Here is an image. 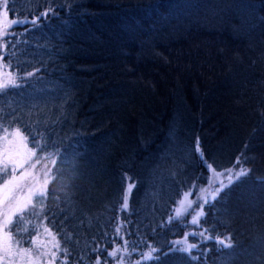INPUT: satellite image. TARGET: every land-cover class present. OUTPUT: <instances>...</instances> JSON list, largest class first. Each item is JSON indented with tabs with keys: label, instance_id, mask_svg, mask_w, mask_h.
I'll return each instance as SVG.
<instances>
[{
	"label": "trees",
	"instance_id": "1",
	"mask_svg": "<svg viewBox=\"0 0 264 264\" xmlns=\"http://www.w3.org/2000/svg\"><path fill=\"white\" fill-rule=\"evenodd\" d=\"M7 9L0 70L20 86L0 89V134L47 143L34 150L55 164L30 228L50 229L63 264L97 255L112 264L93 249L121 243L158 249L138 264H264V0H7ZM197 140L215 171L237 160L249 169L204 207L210 240L174 219L182 194L207 181ZM192 242L191 254L171 250Z\"/></svg>",
	"mask_w": 264,
	"mask_h": 264
},
{
	"label": "rangeland",
	"instance_id": "2",
	"mask_svg": "<svg viewBox=\"0 0 264 264\" xmlns=\"http://www.w3.org/2000/svg\"><path fill=\"white\" fill-rule=\"evenodd\" d=\"M3 4L4 0H0V5ZM3 12L4 9L0 8V22H2L3 28L7 32L6 35L0 36V42L2 43L4 39L11 34V32L9 31L10 25L8 23V18H5L3 16ZM3 77L5 80H10L11 74L8 73L7 70H3V72L0 70V82H2ZM13 132H15V130H9L7 132L4 131L0 134V169L6 166L9 170H11L14 166H16L17 176H19L20 173H27V175L23 179H20L18 181L21 187L20 190L16 192L17 197L24 201L27 199L30 190L34 191L36 189H39L40 191H44L46 193L51 178L50 168L52 167V158L47 155H38L36 151L29 146V144L27 143V139L21 132L20 136H13ZM5 137H7V139H5ZM21 137H23V139H21ZM199 148L201 150L200 145ZM31 151H35L36 155L32 156ZM201 152H198L200 156ZM37 157H41L39 163H36ZM21 163H23V167H19ZM33 164H35V167H32ZM241 170H243L247 174L239 175ZM207 171L208 175L206 183L195 184L200 188V191L198 193L196 191V188L192 186L188 191L182 194L175 207L174 219H180L191 223L190 221L193 215L192 209L196 208V204L194 203V201L197 196L201 198V202H203L204 199L212 200V195L217 188L222 187L224 191L232 183L246 177L249 174V169L245 165H243L241 161L239 163H236L233 168L227 171L217 172L215 171L213 166L211 168L207 167ZM229 176L232 177V180L228 179ZM237 176H239V179L236 178ZM6 178L7 177L4 176L3 172H0V199H3V196L5 194V190L2 188V181ZM45 181H47V183H45ZM127 181L128 186L130 184H133L130 183L129 177H127ZM133 188L134 186L132 187V190ZM223 191H221L219 195ZM186 193H191V195H186ZM218 196H216V198ZM32 199L33 204L29 205L28 209L24 213L13 216V223L9 225V228L5 229V231L12 230L13 239H18L21 241V244L18 246L30 247L33 249V261L36 260V254L38 252H45V255L41 256L39 264H63V261L59 255V250L52 247V237H49L48 234L43 231L45 225L42 223L38 226H33L30 228V220L37 211H40L44 198L33 196ZM189 205H191V208L189 207ZM5 211V206L3 204H0V224H2L3 222V213ZM20 216H23V220L20 219ZM17 226H19L20 229L18 232L14 231ZM34 238H38V243L42 246L38 247L37 245L32 244L31 240ZM218 238L219 240L226 241L225 237ZM25 242H28V246L23 244ZM116 248L121 249V251L117 253V256L115 258H112V264H138L145 260L154 259L158 253V249L153 244L148 245L145 250L140 252L127 249L123 245V243L117 245ZM153 248L156 249L155 252L152 251ZM52 252H56V258L54 260L50 256V253ZM0 256H3L2 252H0ZM10 264H19V258L12 257ZM25 264H27V258H25Z\"/></svg>",
	"mask_w": 264,
	"mask_h": 264
},
{
	"label": "snow or ice",
	"instance_id": "3",
	"mask_svg": "<svg viewBox=\"0 0 264 264\" xmlns=\"http://www.w3.org/2000/svg\"><path fill=\"white\" fill-rule=\"evenodd\" d=\"M0 8L4 9L3 12V16L5 18H7V14H8V9H7V0H4V4L0 5ZM49 11H51V9H49L48 11H45L43 13H40V16H47ZM39 20V16H37L35 19H32L31 21L27 20V19H23V20H15L13 19L11 21V24H27V23H31L32 25H37V21ZM7 32L6 30L3 28V24L2 22H0V36L6 35ZM6 47L5 44H0V48H4ZM0 59H2V57H0ZM33 73L29 72L28 75H32ZM9 86L11 87H19L20 85L14 80H10L9 84H5L3 82H0V89H6ZM3 131L7 132L8 129H3ZM13 136H20V132L17 129L15 132L12 133ZM5 139H7V137H5ZM21 139H23V137H21ZM40 138L39 137H34L33 138V149H39L41 152L46 151L47 149V143L45 144H41L39 142ZM194 152H201L200 148H199V142L197 140L195 146L192 149ZM31 155L35 156L36 153L35 151H31ZM51 155V154H50ZM41 157H37L36 163H39ZM201 159L204 163V165L208 168H211L212 165L209 164L207 161L203 160V153L201 152ZM240 161L237 160V163H239ZM53 164H55V160L52 161ZM19 167H23V163H21L19 165ZM32 167H35V164L32 165ZM0 172H3L4 176L7 177L6 179H4L2 181V188L5 190V194L3 196V199H0V204H3L6 208V211L3 213L4 215V219L2 224H0V252L3 253V256H0V264H10L11 262V258L12 257H17L19 258V264H25V258H27V264H39V260L41 258V256L45 255V252H38L36 254V260L33 261L32 257H33V249L30 247H22V246H18L21 244L20 240H14L13 239V235H12V230L9 231H5V229L9 228V225H11L13 223V216L20 214V213H24L27 209L29 205L33 204V196H38V197H42V198H46V193L44 191H40L39 189L36 190H30L27 196V199L22 201L20 198L17 197L16 192L18 190H20V184L18 183V181L20 179H23L27 173H20L19 176H17V167L14 166L11 170H9L6 166L2 169H0ZM247 173L244 172L243 170L240 171L239 175H246ZM237 179H239V176L236 177ZM229 180H232V177L229 176L228 177ZM45 183H47V181H45ZM134 186V184H130L127 190V193H123L122 192V208L120 209L121 211H126L129 207V197L131 195V190L132 187ZM194 188H196L197 193L200 191V188L196 185H193ZM223 191V188H217L215 190V192L212 195V200H208V199H204L203 202H201V198L199 196H197V198L195 199L194 203L196 204V208L192 209V218H191V223L195 224L197 226L198 229H201L199 231V233H197L196 231H193L191 233V235L196 236H203L205 240H210L213 239V237L211 235H205L206 232L209 231L208 228H201L200 225V217L204 215V206L208 205L209 211H213L215 209V205L212 203L213 200L216 199V196L219 195V193ZM186 195H191V193H186ZM189 207L191 208V205H189ZM20 219L23 220V216H20ZM49 219L48 216L44 217V220ZM188 221H186L187 223ZM19 226L16 227V229H14V231H19ZM43 231L45 233L48 234L49 237H52V247L59 250L60 249V244L59 241L55 239V237L53 236V233L50 231L49 228L44 227ZM121 229L119 227H117L115 229V232L117 235H119ZM123 239V237H121ZM185 239H187V237H185ZM219 243L223 244L224 241L223 240H219ZM31 243L34 245H37L38 247L42 246L38 243V238H34L31 240ZM198 247V242H192L189 243L187 247L184 248H179V249H171L172 251H182V252H188L189 254H191L193 249H196ZM93 251H97L100 252L101 254H106L108 257H112L115 258L117 256V253L121 251V249L116 248L113 249L111 251H108L107 249H100L99 246H97L96 248L93 249ZM153 252L156 251L155 248L152 249ZM66 253V250H65ZM51 258L54 260L56 258V252H52L50 253ZM95 264H101V256L97 255L95 257Z\"/></svg>",
	"mask_w": 264,
	"mask_h": 264
}]
</instances>
